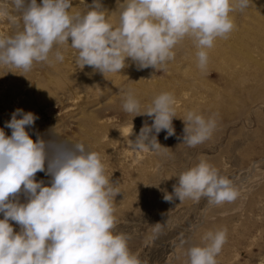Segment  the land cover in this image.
Listing matches in <instances>:
<instances>
[{
	"label": "rangeland",
	"instance_id": "1",
	"mask_svg": "<svg viewBox=\"0 0 264 264\" xmlns=\"http://www.w3.org/2000/svg\"><path fill=\"white\" fill-rule=\"evenodd\" d=\"M87 1L90 5L93 4V0ZM2 2L6 3L8 11L18 18L15 25L7 18H0V22L3 21L0 23L1 30L6 35H13L23 27L21 13L12 7V0H2ZM98 2L103 10L109 12L106 16L111 18L107 17V21L118 26V15L121 11L119 3L122 4L123 1L98 0ZM37 3L40 4L41 0H37ZM73 3L80 5L78 0H72ZM114 4L115 6H112ZM73 6L70 9L73 14L87 11ZM230 15L234 20L235 28L227 38H217L214 46L207 50L209 60L204 69L198 66L196 57L198 49L193 40L186 37L178 43V46L182 47L174 49L175 59L170 61L172 66L167 64L165 67L167 69L163 70L146 68L139 71L138 66L129 59L126 60L128 67L116 74L102 75L89 66L80 68V71L79 68L78 70L68 69L69 67L63 62H56L53 66L62 72L58 74L47 70V62H34L32 69L27 72L16 67L12 71H7L6 74L0 71V128H4L5 122L11 119L8 117L11 116V111L13 113L15 109L22 107L25 113L39 115V119L34 122L35 124L38 121L37 124L33 128H26L34 142L36 132L44 139L56 135L73 143H83L89 151L99 153L105 165V174L111 177L113 182H118L116 189L119 194L115 197L114 211L117 223L113 232L128 235L129 250L138 256L142 264H189L187 248L204 246L206 243L204 237L207 232H215L223 228L227 229V241L216 257L217 264H264V147L262 145L264 131L260 128V125L264 126V0H252L247 9L241 11L237 8ZM68 48V50L72 49L71 51L75 50L69 46ZM74 53L77 52L74 51ZM129 63L134 66L131 67ZM45 68L48 71L46 73ZM133 72L137 74L134 73V75ZM254 75L256 76L253 77ZM48 78L55 79L54 82H57L58 88L52 87L53 84L51 86ZM80 78L83 80L81 81ZM88 80L91 83L94 80L92 90H89L91 87L86 86ZM97 82L100 83L96 84ZM9 83L14 84L12 86ZM44 84L49 86V89ZM77 85H80V88L83 87L85 101H87L86 109L88 108L93 118L91 122L93 126L89 127L87 134L84 132L83 125L80 124L84 119L74 120L76 111L69 115L67 109L70 105L60 103L58 100L61 92ZM94 85L96 86L93 87ZM41 86L43 88H40ZM140 86L149 88L150 92ZM148 86H153V91H151L152 87ZM14 87H17L16 90ZM157 87L158 89L161 87V91ZM52 89H55L56 94ZM28 91L30 96L27 95ZM125 92H131L140 101L139 116L124 111L123 93ZM151 92L152 94L162 92L174 94L176 118L172 123L175 134L165 139L167 133L162 130L157 135L161 147L168 149L161 148L156 152L131 151L129 146H124L123 140L130 139L131 136L135 140L141 127L145 123L151 126L153 122V118L142 115L152 104V101L148 99ZM39 93H42L41 96L45 98L41 100L42 105H39L41 103ZM47 93L51 96L48 97ZM27 97L30 99L27 100ZM21 102L28 104L25 106ZM212 104L226 105L233 113L240 115L230 119L221 118V112L215 110ZM28 106H30L29 109ZM190 111L203 115L206 119L212 117L216 122L211 137L195 147H189L183 143L185 135L183 120ZM40 112H51L53 119L43 116ZM123 127H129L128 129H132L135 135H128L127 132L121 131ZM4 131L7 135H11L10 129L4 128ZM87 135L90 137L88 138ZM201 159L207 160L222 176L232 182L239 193L237 199L219 205L210 204L207 197H202L199 201L190 198L182 201L178 198H174L172 202L166 201L165 194L173 193V186L178 184L180 174L198 164ZM36 179L44 180L45 186H49L47 182L50 177L44 173L38 172ZM21 199L23 202V198ZM2 218L0 214V219ZM10 223L14 231H19L18 225L14 222ZM185 241L187 243H184Z\"/></svg>",
	"mask_w": 264,
	"mask_h": 264
},
{
	"label": "clouds",
	"instance_id": "2",
	"mask_svg": "<svg viewBox=\"0 0 264 264\" xmlns=\"http://www.w3.org/2000/svg\"><path fill=\"white\" fill-rule=\"evenodd\" d=\"M251 3L123 0L119 24L113 26L98 0L76 14L70 12L72 0H41L40 4L37 0H12V7L21 13L23 27L13 35L0 36V65L27 72L34 62H48L50 55L63 62L58 46L67 45L76 50L81 69L89 66L102 75L120 73L129 59L139 69L163 70L175 59L177 44L189 37L198 49V66L204 69L209 60L207 50L235 28L230 14L237 8L247 9ZM0 18L18 22L2 0ZM123 95L124 111L139 116L140 101L131 92ZM175 103L170 92L153 99L142 114L153 122L151 126L145 123L134 141L128 140L131 151L168 149L161 147L157 135L162 130L167 133L165 139L175 134ZM37 119L31 112L16 109L4 125L11 135L0 128V264H142L129 250L128 235L113 232L118 182L105 174L101 155L83 143L56 135L44 139L36 132L34 142L26 128H33ZM183 121V143L189 147L208 140L216 127L214 118L191 111ZM38 172L50 177L49 186L36 179ZM238 195L228 178L201 159L180 174L173 193L165 194L164 199L199 201L207 197L210 204L219 205L235 201ZM10 222L18 225L19 231H14ZM204 240V246L187 248L189 264H217L227 229L209 231Z\"/></svg>",
	"mask_w": 264,
	"mask_h": 264
},
{
	"label": "bare ground",
	"instance_id": "3",
	"mask_svg": "<svg viewBox=\"0 0 264 264\" xmlns=\"http://www.w3.org/2000/svg\"><path fill=\"white\" fill-rule=\"evenodd\" d=\"M108 1V0H107ZM112 1V0H111ZM123 0H121V2H122ZM78 2L80 3V5H76L75 3H73L74 4V6H78V8H81V9H86L87 10V8H86V6L85 5H90L89 4V1H87V0H84V3H83V0H78ZM106 2V1H105ZM114 3H115V1H113ZM108 3V2H107ZM73 4L71 5V6H73ZM120 4V3H119ZM110 5V4H109ZM121 5V4H120ZM73 6V7H74ZM112 6H115V4L114 5H112ZM112 6H110V7H112ZM115 8H117V6L115 7ZM114 8V9H115ZM119 9V8H118ZM117 9V10H118ZM75 9H73V11H74ZM111 10H112V8H111ZM74 12H76V11H74ZM117 12H119V11H117ZM107 13H109V12H107ZM107 15V14H106ZM109 15V14H108ZM110 15H112V14H110ZM107 17H110V16H107ZM113 17V16H112ZM117 17V16H116ZM118 17H119V15H118ZM111 18V17H110ZM116 19V18H115ZM1 20V19H0ZM111 20V19H110ZM117 20H118V18H117ZM113 21H115L114 19H113ZM113 21H112V23H113ZM119 21V20H118ZM2 23H3V21H1ZM0 22V23H1ZM10 23V22H9ZM119 24V23H118ZM13 25V24H12ZM15 25V24H14ZM114 25H115V23H114ZM113 25V26H114ZM7 27V26H6ZM16 27H17V25H16ZM19 27V26H18ZM12 28V27H11ZM10 29V28H9ZM8 29V30H9ZM10 31V30H9ZM4 32L1 30V27H0V35L1 36H6V34L4 33ZM192 40V39H191ZM217 40V39H216ZM183 41V40H182ZM189 42V41H188ZM191 43H192V41H190ZM186 44H188V43H186ZM189 45V44H188ZM190 45H192V44H190ZM179 46H181V45H179ZM178 46V44H177V46L175 47V48H177V47H179ZM182 47V46H181ZM184 47V46H183ZM58 48H59V50L60 51H62V53H63V55H64V61H63V63L67 66V67H69L68 69H73V70H76L77 68H79V71H80V67H79V65L77 64V62H76V57H77V53L75 54L74 53V51H76V50H74V51H71V50H68L69 48H68V46H66V45H59L58 46ZM68 48V49H67ZM180 48V47H179ZM181 50V49H180ZM180 50H177V51H180ZM65 57H67V58H65ZM56 62H58V61H56L55 60V57H54V55H50V58H49V61L47 62V70L48 71H53L55 74H58V73H62L61 71H59L60 69H55V68H53V66H54V64H56ZM171 63L172 62H169V63H167V64H170L171 65ZM58 64V63H57ZM130 64V66L131 67H133L132 65H131V63H129ZM174 64V63H173ZM52 66V67H51ZM129 66V67H130ZM172 66V65H171ZM171 66H170V68H171ZM59 67V66H58ZM66 67V68H67ZM128 67V66H127ZM46 68H45V73H46ZM64 68V67H63ZM62 68V69H63ZM76 68V69H75ZM13 69H15L13 66H4V65H0V71H1V73H2V71H4L5 72V74H6V72L7 71H12ZM65 69V68H64ZM91 69V68H90ZM132 69V68H131ZM135 69H136V67H135ZM150 69V68H149ZM160 69V68H159ZM164 69H167V68H164ZM173 69V68H172ZM172 69H171V71H172ZM260 69V68H259ZM78 70V69H77ZM92 70H94V69H92ZM128 70V69H127ZM130 70V69H129ZM146 70V69H145ZM152 70V69H151ZM168 70H169V68H168ZM47 71V72H48ZM82 71V70H81ZM87 71H88V69H87ZM86 71V74L89 72H87ZM95 71V70H94ZM124 71V70H123ZM139 71H140V69H139ZM139 71H137V73L139 72ZM142 71H143V69H142ZM170 71V70H169ZM175 71V70H174ZM78 72V71H77ZM93 72V71H92ZM145 72V71H144ZM149 72V71H148ZM50 73V72H49ZM72 73H73V71H72ZM82 73H84V72H82ZM99 73V72H98ZM125 73H126V71H125ZM128 73V72H127ZM135 72H133V74H134ZM137 73H135V74H137ZM64 74V73H63ZM113 74H116V73H113ZM130 74V73H129ZM128 74V75H129ZM134 74V75H135ZM139 74H140V72H139ZM142 74V73H141ZM145 74H146V72H145ZM152 74V73H151ZM171 74V73H170ZM172 74H174V72L172 73ZM258 74V73H257ZM4 75V74H3ZM50 75V74H49ZM71 75H74V74H71ZM80 75V74H79ZM88 75V74H87ZM91 75V74H90ZM125 75V74H124ZM148 75V74H147ZM146 75V76H147ZM154 75V74H153ZM260 75V74H259ZM4 76H6V75H4ZM45 76V75H44ZM60 76V75H59ZM76 76V75H75ZM81 76H83V75H81ZM93 76H94V74H93ZM106 76V75H105ZM126 76V75H125ZM145 76V75H144ZM174 76V75H173ZM256 75H254L253 77H255ZM261 76V75H260ZM71 77V76H70ZM87 77V76H86ZM88 77H89V75H88ZM97 75H96V79H97ZM138 77V76H137ZM140 77V76H139ZM142 77V76H141ZM140 77V78H141ZM150 77H152V76H150ZM149 77V78H150ZM155 77V76H154ZM1 78V77H0ZM45 78H47V77H45ZM62 79H63V77H61ZM60 78V79H61ZM66 78V77H65ZM76 78V77H75ZM78 78V77H77ZM83 78V77H82ZM82 78H80L81 79V81L83 80ZM85 78V77H84ZM116 78H118V77H116ZM143 78V77H142ZM171 78V77H170ZM262 78V77H261ZM42 79H43V77H42ZM56 79H58V78H56ZM72 79H74V78H72ZM90 79H92V78H90ZM113 79H115V78H113ZM120 79V78H119ZM146 78H144V80H145ZM148 79V78H147ZM154 79V78H153ZM156 79V78H155ZM158 79V78H157ZM175 79H176V76H175ZM14 80V79H13ZM20 80V79H19ZM38 80V79H37ZM48 80L49 81H51V86H52V84H53V86L52 87H57L58 88V86H57V82H54L55 81V79H50V78H48ZM47 80V81H48ZM66 80V79H65ZM77 80V79H76ZM75 80V81H76ZM86 80V79H85ZM101 80V79H100ZM111 80V79H110ZM118 80V79H117ZM121 80V79H120ZM143 80V79H142ZM1 81V80H0ZM18 81V80H17ZM21 81V80H20ZM19 81V82H20ZM44 81V80H43ZM67 81V80H66ZM65 81V82H66ZM71 81V80H70ZM94 81V80H93ZM93 81H92V83H93ZM102 81V80H101ZM114 81H116V79L114 80ZM136 81V80H135ZM153 81V80H152ZM156 81V80H155ZM154 81V82H155ZM171 81H172V79H171ZM175 81V80H174ZM178 81V80H177ZM176 81V82H177ZM4 82V81H3ZM14 82V81H13ZM27 82V81H26ZM112 82V81H111ZM144 82V81H143ZM146 82V81H145ZM144 82V83H145ZM153 82V83H154ZM173 82V81H172ZM179 82V81H178ZM15 83V82H14ZM13 83V84H14ZM28 83H29V81H28ZM36 83H38V82H36ZM35 83V84H36ZM40 83V82H39ZM38 83V84H39ZM50 83V82H49ZM55 83V84H54ZM81 82H79V84H80ZM92 83H91V81L90 80H88L87 81V83H86V86H88V87H91L92 86ZM100 83V82H99ZM98 82L96 83V84H99ZM105 83V82H104ZM117 83V82H116ZM141 83V82H140ZM159 83L160 84H158L159 86L161 85V82L159 81ZM181 83V82H180ZM5 84V83H4ZM6 84H8V83H6ZM10 84V83H9ZM13 84H10V85H12L13 86ZM19 84V83H18ZM61 84V83H60ZM66 84V83H65ZM84 84H85V82H84ZM89 84H90V86H89ZM95 84V83H94ZM113 84H114V82H113ZM150 84V83H149ZM167 85H168V83H166ZM171 84V83H170ZM27 85H29V84H27ZM31 85H33V84H31ZM45 86H46V84H44ZM47 85H49L48 83H47ZM69 85V84H68ZM71 85H72V83H71ZM73 85H74V82H73ZM81 85V84H80ZM80 85H77L76 87H74V88H72V87H69L66 91H64L63 93L61 92V94H60V96L58 95V100L60 101V103H68L69 105H70V107L67 109V113L69 114V115H72L73 113H75V111H76V114L73 116V119L74 120H78L79 121V119H84V120H82V122L80 123L81 125H83V128H84V132H85V134H87L88 132H86L88 129H89V127H91V126H93V124H91V122L93 121L92 119L93 118H91V116H90V111H88L87 109H86V106H87V101H85V96L86 95H84V93H83V87L82 88H80ZM145 85V84H144ZM164 85V84H163ZM174 85V84H173ZM175 85H177L178 86V84H175ZM181 85V84H180ZM6 86H8V85H6ZM26 86V85H25ZM34 86V85H33ZM37 86V85H36ZM50 86V85H49ZM49 86H46L48 89H49ZM63 85L61 84V87H62ZM96 85H94L93 87H95ZM142 86H143V84H142ZM142 86H140V87H142ZM147 86V85H146ZM31 87V86H30ZM35 87V86H34ZM51 87V88H52ZM100 87V86H99ZM102 88H103V86H101ZM110 87V86H109ZM139 87V88H140ZM148 87H152L151 88V91H153V86H148ZM162 87V86H161ZM161 87L159 88L160 89V91H161ZM169 87V86H168ZM173 87V86H172ZM15 88H17V87H14V89ZM33 88V87H32ZM38 88V87H37ZM40 88H43L42 86L40 87ZM63 88V87H62ZM62 88H60L61 90H62ZM113 88V87H112ZM112 88H110V89H112ZM142 88H144V87H142ZM146 88V87H145ZM144 88V89H145ZM163 88V87H162ZM171 88V87H170ZM174 88V87H173ZM14 89H12L13 90V92H14ZM28 89V88H27ZM36 89V88H35ZM45 89V88H44ZM60 89L58 90V92L60 91ZM88 89V88H87ZM99 89V88H98ZM103 89H105V88H103ZM138 89V88H137ZM147 90H149V88H146ZM145 89V90H146ZM155 89H156V87H155ZM157 89H158V87H157ZM158 89V90H159ZM166 89V88H165ZM16 90V89H15ZM32 90V89H31ZM39 90V89H38ZM41 90H43V89H41ZM46 90V89H45ZM44 90V91H45ZM53 90V89H52ZM55 90V89H54ZM53 90V91H54ZM89 90H92V87H91V89L89 88ZM96 90V89H95ZM174 90V89H173ZM35 91V90H34ZM40 91V90H39ZM94 91V90H93ZM98 91V90H97ZM156 92H158L157 90H155ZM159 91V92H160ZM165 91V90H164ZM168 91V90H167ZM172 91V90H171ZM12 92V93H13ZM18 92V91H17ZM36 92V91H35ZM34 92V93H35ZM41 92V91H40ZM47 92H49V91H47ZM88 93H89V91H87ZM99 92H101L100 90H99ZM143 92V91H142ZM146 92H148V91H146ZM149 92H150V90H149ZM173 92V91H172ZM15 93V92H14ZM36 93H38V92H36ZM35 93V94H36ZM42 93H43V91H42ZM41 93V94H42ZM54 93H55V91H54ZM97 93V92H96ZM105 92H103V94H104ZM171 93V92H170ZM10 94V93H9ZM9 94H8V96H9ZM40 94V93H39ZM41 94H40V96H41ZM45 94V93H44ZM43 94V95H44ZM49 93H47L46 95H48ZM51 94V93H50ZM56 94V93H55ZM98 94V93H97ZM102 94V95H103ZM6 95V94H5ZM14 95V94H13ZM28 96H30V94H29V91H28V94H27ZM32 95H33V91H32ZM37 95V94H36ZM35 95V96H36ZM46 95H44L45 97H46ZM56 95V96H57ZM94 95V94H93ZM146 95H148V93H146ZM157 95H159V93H154V94H152V92H151V94L148 96V99L150 100V101H153V99L157 96ZM40 96H39V98H40ZM51 96V95H50ZM49 95H48V97H50ZM55 96V95H54ZM92 96V95H91ZM99 95H97V97H98ZM145 96V95H144ZM11 97V96H10ZM18 97V96H17ZM24 97V96H23ZM5 98V97H4ZM7 98V97H6ZM25 98V97H24ZM23 98V99H24ZM28 98L29 97H27V100H28ZM32 98V97H31ZM42 96H41V99H39L40 101L42 100ZM53 98V97H52ZM57 98V97H56ZM100 98V97H99ZM142 98H144V97H142ZM2 99V98H1ZM8 99H9V97H8ZM26 99V98H25ZM30 99V98H29ZM43 99H45V98H43ZM94 99H95V97H94ZM93 99V100H94ZM97 99V98H96ZM18 100V99H17ZM26 100V101H27ZM34 100V99H33ZM32 100V101H33ZM52 100V99H51ZM149 100H147V101H149ZM8 101V100H7ZM9 101H10V99H9ZM97 101V100H96ZM34 102H36V101H34ZM95 102V101H94ZM142 102V101H141ZM21 103H24V102H21ZM21 103H20V105H21ZM26 103V102H25ZM24 103V105L26 106L28 103H26L25 104ZM39 103V102H38ZM144 103V102H143ZM247 103V102H246ZM49 104V103H48ZM54 104H56V102L54 103ZM89 104V103H88ZM93 104V103H92ZM19 105V104H18ZM17 105V107H19ZM23 105V106H24ZM34 105V104H33ZM32 105V106H33ZM39 105H42V101H41V103L39 104ZM45 105V104H44ZM97 105V104H96ZM213 105V104H212ZM240 105H241V103H240ZM246 105V104H245ZM22 106V105H21ZM30 106H31V104H30ZM30 106H28V109H29V107ZM35 106V105H34ZM47 106V105H46ZM90 106V105H89ZM13 107V106H12ZM37 107V106H36ZM94 107V106H93ZM212 107H214L215 108V110H217V111H220V112H218V113H220L221 115V118H225V117H227L228 119H230V118H232V117H236L237 115H238V113L237 114H235V113H233L231 110H230V108H228L226 105H218V104H216V105H213ZM26 108V107H25ZM39 108V107H38ZM42 108H44V107H42ZM46 108V107H45ZM85 108V109H84ZM91 108V107H90ZM18 109H22V107L21 108H18ZM40 109V108H39ZM38 109V110H39ZM244 109V108H243ZM16 110V109H15ZM32 110H33V107H32ZM36 110V109H35ZM35 110H34V112H35ZM42 110V109H41ZM11 111V110H10ZM24 111V110H23ZM28 111H30V110H28ZM27 111V112H28ZM43 111V110H42ZM48 111V110H47ZM241 113H242V111H240ZM239 112V113H240ZM41 113V112H40ZM3 114H5V113H3ZM11 114H12V111H11ZM41 114H43V116H46L47 118H51V120L53 119V114L51 113V112H42ZM6 115V114H5ZM9 115V114H8ZM240 115V114H239ZM238 115V116H239ZM3 116V115H2ZM37 116H39V115H37ZM41 116V115H40ZM96 116V115H95ZM219 116V117H220ZM8 117H11V116H8ZM7 117V118H8ZM71 118H72V116H70ZM41 118V117H40ZM6 120V119H5ZM9 120V119H8ZM101 120V119H100ZM227 120V119H226ZM71 121H73V120H71ZM38 122V121H37ZM37 122L34 124V125H36L37 124ZM74 122V121H73ZM103 122H104V120H103ZM76 123V122H75ZM97 124H99V123H97ZM110 124V123H109ZM80 125V126H81ZM108 125V124H107ZM110 126V125H109ZM108 126V127H109ZM107 127V128H108ZM79 128V127H78ZM95 128V127H94ZM97 128V127H96ZM129 127H127V128H124L123 127V129H121V131H124V132H127L128 133V135H129V133L131 132V129H128ZM260 128H261V131H264V126L263 125H260ZM80 129V128H79ZM60 131V130H59ZM93 131V130H92ZM58 134V133H57ZM123 134V133H122ZM89 135V134H88ZM87 135V136H88ZM132 135H135V134H133V132H132ZM83 136H84V134H83ZM85 137V136H84ZM90 136H88V138H89ZM86 139V138H85ZM124 139V138H123ZM122 139V140H123ZM128 140H132V141H134V138H133V136H131V138L130 139H125V140H123V142H124V146L126 145V146H128ZM263 143H262V145H263V147H264V140L262 141ZM127 149H128V147H127Z\"/></svg>",
	"mask_w": 264,
	"mask_h": 264
}]
</instances>
